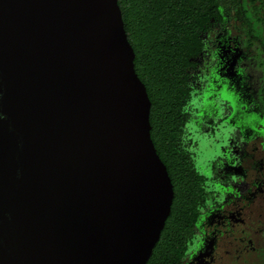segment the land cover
I'll return each mask as SVG.
<instances>
[{
  "label": "water",
  "instance_id": "1",
  "mask_svg": "<svg viewBox=\"0 0 264 264\" xmlns=\"http://www.w3.org/2000/svg\"><path fill=\"white\" fill-rule=\"evenodd\" d=\"M134 57L118 0H0V264L149 260L174 192Z\"/></svg>",
  "mask_w": 264,
  "mask_h": 264
},
{
  "label": "flooded vegetation",
  "instance_id": "2",
  "mask_svg": "<svg viewBox=\"0 0 264 264\" xmlns=\"http://www.w3.org/2000/svg\"><path fill=\"white\" fill-rule=\"evenodd\" d=\"M220 16V21L205 34L214 39L205 41V36L204 41L220 48L227 69L221 70V79L231 80L227 90L234 91L239 99L233 110L228 101L219 99L223 85L212 80L213 87L208 90L210 95L201 107L203 116L197 125L199 138L208 146L203 154L198 142L189 141L180 134L189 118L188 113L180 109L181 125L177 130L175 149L193 176L190 194L193 208L190 215L183 218L186 224L185 252L180 264H190L185 254L186 248L192 238L200 234L201 228L205 229V234L191 264H264V135L256 130L260 127L257 121L247 122V118L253 114L264 118V72L259 70L264 64V56L259 45L247 38L241 24L234 18V11L221 6ZM231 23L236 33L239 30L244 33L243 39V33L235 34L230 28ZM252 51L259 53L258 61H254ZM200 54L191 70L193 74L187 80V94L201 65L208 61L209 52L203 49ZM238 60L245 70L243 78L233 70ZM199 87L203 89L204 85ZM222 128H232L233 131L226 133ZM226 134L228 143L221 144L219 150L222 154L228 152L229 158L214 154L209 158V153L218 142L213 137L219 138ZM182 144L187 151L182 149ZM233 176L237 177L235 181L231 179ZM216 185L231 187L232 191L224 193L223 200L218 201L217 197L221 193ZM206 201H211L212 209L206 206ZM201 207L203 212L200 211ZM206 213L200 228H197L199 217Z\"/></svg>",
  "mask_w": 264,
  "mask_h": 264
},
{
  "label": "trees",
  "instance_id": "3",
  "mask_svg": "<svg viewBox=\"0 0 264 264\" xmlns=\"http://www.w3.org/2000/svg\"><path fill=\"white\" fill-rule=\"evenodd\" d=\"M118 5L134 50L135 72L151 102L150 136L174 192L170 214L146 264H180L185 252L183 218L193 208L192 172L175 149L187 80L206 32L220 21L221 6L234 11L264 56V0H118Z\"/></svg>",
  "mask_w": 264,
  "mask_h": 264
},
{
  "label": "clouds",
  "instance_id": "4",
  "mask_svg": "<svg viewBox=\"0 0 264 264\" xmlns=\"http://www.w3.org/2000/svg\"><path fill=\"white\" fill-rule=\"evenodd\" d=\"M214 37L211 35H208L205 37V41L213 40ZM202 48L209 52L208 61L201 65V70H198V74L196 75L195 79L191 81L192 87L189 90V94L186 100V104L184 107L181 108V111L187 112L189 118L185 121L183 128L181 129L180 134L184 136L189 141L198 142L201 149V154L204 153L205 149L208 147L204 144V141L199 138L198 132V123L201 120V117L203 116V113L201 111V107L203 104L207 101V96L210 95V92L208 91L213 87L212 80H215L218 84L223 85L222 90L219 93V99L221 101H228L233 110L237 107V100L239 99V96L235 94L234 91H228V85L231 83V80L229 78L222 80L221 77V70L226 71L225 68L226 59L222 58L220 55V48L213 47L209 43L205 42L202 44ZM240 60L237 61L234 72L239 77H244L245 70L240 66ZM261 72H264V64L260 66L259 69ZM205 71L207 74H205ZM198 85V87H197ZM200 85H204L203 89L199 87ZM199 93V95H197ZM190 106V107H188ZM6 115L3 112H0V121L5 120ZM251 121H257L260 127L256 129L258 132H260L262 135H264V118H261L260 116L253 114L247 118V122L251 123ZM227 123V121H225ZM239 127V125H237ZM226 133H230L233 131L232 128L223 129ZM214 141H217L215 143L213 151L209 153V158L212 154L216 156L223 155L225 159L229 158V153H221L219 150V147L221 144L227 145L228 143V137L227 134L223 137H213ZM183 149V144L181 145ZM187 151L188 149H183ZM17 175H19V171L17 172ZM205 175H208V173H205ZM233 181L237 179V177L233 176L231 178ZM217 190L220 191L221 195L217 197L218 201H222L224 197V193L231 192L232 188H221L219 185L215 186ZM206 206L209 209H212L213 205L211 201H206ZM200 211L203 212V207L200 208ZM205 215H201L199 217V221L196 223V227L200 228V222H203L205 219ZM205 234V229H200V234L194 236L191 240V242L187 245L186 253L188 255V260L191 264L193 256L197 253V250L201 246L202 242V236Z\"/></svg>",
  "mask_w": 264,
  "mask_h": 264
},
{
  "label": "rangeland",
  "instance_id": "5",
  "mask_svg": "<svg viewBox=\"0 0 264 264\" xmlns=\"http://www.w3.org/2000/svg\"><path fill=\"white\" fill-rule=\"evenodd\" d=\"M230 15H231V14H230ZM230 28H232V23H231V25H230ZM232 29H233V28H232ZM233 30H234V29H233ZM234 31H235V30H234ZM239 31H240V30H239ZM239 31H237V33L240 34V35H242L243 32H241V31L239 32ZM234 33L237 34L236 31H235ZM213 34H214V33H213ZM241 37H242V39L245 37V36H244V33H243V35H242ZM252 56H253V57L255 56V57H254V61H255V59H256V61L259 60V56H260V55H259V53H258L257 51H252ZM199 59L202 60L201 58H198V60H199ZM204 59H205V58H204ZM200 60H199V61H200ZM190 74H193V72L191 71Z\"/></svg>",
  "mask_w": 264,
  "mask_h": 264
}]
</instances>
